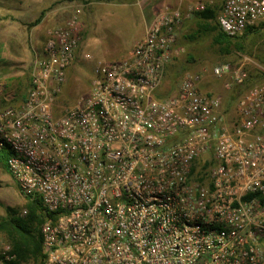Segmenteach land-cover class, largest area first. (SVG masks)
<instances>
[{"label":"built area","instance_id":"built-area-1","mask_svg":"<svg viewBox=\"0 0 264 264\" xmlns=\"http://www.w3.org/2000/svg\"><path fill=\"white\" fill-rule=\"evenodd\" d=\"M204 8L162 7L143 38L97 64L87 94L57 113L80 9L47 32L23 99L13 104L0 79V153L47 215L43 264H264V81L237 98L232 125L220 99L200 90L205 71L161 91L181 23ZM216 19L239 35L264 21V0H223ZM244 63L210 74L241 84ZM203 167L199 180L192 171ZM14 258L0 236V264Z\"/></svg>","mask_w":264,"mask_h":264},{"label":"rangeland","instance_id":"rangeland-1","mask_svg":"<svg viewBox=\"0 0 264 264\" xmlns=\"http://www.w3.org/2000/svg\"><path fill=\"white\" fill-rule=\"evenodd\" d=\"M170 1L172 7H178L184 12L196 4L219 7L222 3L221 0ZM139 12V3L135 2L122 13L117 14L122 21L121 25H86L81 52L67 70L66 81L55 103V111H60L74 104L77 99L87 94L89 81L92 79V71L97 64L118 60L128 52L139 36ZM186 21V29L179 34L183 43L178 49V54L170 62L162 85V94L167 96L170 91L176 90L187 72L205 71L200 83V90L220 99L221 112L226 118V123L232 125L236 120V100L244 91L232 100L229 97L230 92L232 88L237 86L232 82L229 75L212 76L210 68L221 62H227L232 68H236L246 62L244 69L247 74H260L263 77L264 21L258 24L259 26L254 33L243 39L246 52L236 51L230 47L228 53L220 50L214 44L213 33L204 28L205 25L210 24L200 22L195 11H192L191 17ZM35 51V54L40 53V50L36 49ZM30 52V61L25 63L23 72L17 76H6L7 65L0 58V79L5 82V90L8 96L24 91L29 68L35 56L31 49ZM244 59L247 60L244 61ZM261 81H264V78ZM24 201L25 198L12 175L0 166V219L8 214L7 207H11L17 213L22 212Z\"/></svg>","mask_w":264,"mask_h":264},{"label":"crops","instance_id":"crops-1","mask_svg":"<svg viewBox=\"0 0 264 264\" xmlns=\"http://www.w3.org/2000/svg\"><path fill=\"white\" fill-rule=\"evenodd\" d=\"M139 3V36L132 47L140 41L154 15L170 0H0V58L7 65L6 76H17L30 61L31 52L42 50L47 32L64 25L75 9H80L78 25L81 40L76 57L81 52L86 25H121L117 15L129 5ZM186 17L179 27L176 48L183 43L179 34L186 29ZM181 41V42H180ZM39 51V52H40Z\"/></svg>","mask_w":264,"mask_h":264},{"label":"trees","instance_id":"trees-1","mask_svg":"<svg viewBox=\"0 0 264 264\" xmlns=\"http://www.w3.org/2000/svg\"><path fill=\"white\" fill-rule=\"evenodd\" d=\"M221 1L223 3V0ZM221 5L219 7H215V5H207L203 10L195 11V15L200 22L210 24L205 25L204 28L205 30L213 33V42L219 47L220 50L228 53L230 47H232L236 51L246 52L243 46V39L254 33L259 25L248 28L239 35L233 37L227 36L219 29L216 19ZM169 66L170 63L166 68V74ZM263 78L264 76L262 77L260 74H247V77L243 83L235 84L237 87L232 88L229 97L234 100L239 94H241L243 91L245 92L250 86L262 82L261 80ZM26 79L27 85L25 86L24 91L14 94L15 98L12 101L13 104L16 101L24 98L30 79L29 72ZM174 91L175 89H173L172 92L170 91L168 96ZM55 112L57 113L59 111L56 110ZM6 156V153H0V166L5 170H7L5 162ZM192 175L196 176L199 180H202L205 177L204 167L197 172L194 168ZM24 198L25 201L23 204V211L25 210V213H23V211H19L17 213L11 207H7L8 214L0 219V236L8 242L11 247V252L15 257L6 264H43L44 255L42 252L40 225L46 219L47 215L41 208V202L39 198L35 197L31 199L27 196H24ZM257 198L259 203L264 206V195H259Z\"/></svg>","mask_w":264,"mask_h":264}]
</instances>
